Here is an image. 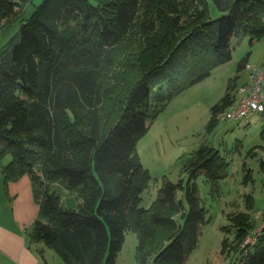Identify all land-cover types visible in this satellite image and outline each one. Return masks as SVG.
Listing matches in <instances>:
<instances>
[{"label":"trees","instance_id":"16d2710c","mask_svg":"<svg viewBox=\"0 0 264 264\" xmlns=\"http://www.w3.org/2000/svg\"><path fill=\"white\" fill-rule=\"evenodd\" d=\"M31 1L0 0V29ZM209 1L220 16L210 18ZM244 38H264V0H44L0 50V169L4 185L30 178L39 206L30 240L64 264H115L133 232L138 264H186L208 223L195 179L216 183L225 162L200 148L185 186L164 180L144 208L150 175L136 146ZM229 220L235 241L252 233L248 215ZM235 250L239 264H264V227Z\"/></svg>","mask_w":264,"mask_h":264},{"label":"rangeland","instance_id":"374dc122","mask_svg":"<svg viewBox=\"0 0 264 264\" xmlns=\"http://www.w3.org/2000/svg\"><path fill=\"white\" fill-rule=\"evenodd\" d=\"M43 1L32 0L3 21L0 50ZM208 7L210 18L221 15L210 1ZM120 52L123 54L125 50L121 48ZM247 55V64L262 71L264 84V38L252 46L249 38L233 42L231 59L215 67L209 77L171 99L136 146L137 158L150 175L139 200V206L144 208L151 205L164 180L181 181L185 186L188 178L184 166L200 148L217 152L225 162L222 178L216 183L212 184L202 175L195 179L208 223L202 227L198 245L186 264H239V253L235 249H241L249 235L241 243L235 241V229L229 218L248 215L252 226L246 234L264 222V173L261 170L264 114L254 113L240 120L224 121L217 115L228 107L221 108L215 117L212 113L213 107L221 105L227 95L232 100L240 97L239 88L249 80V71L239 70L238 64ZM215 119L214 127L211 124ZM9 159L7 156L1 163ZM177 196L187 208L183 191H178ZM224 241L227 246L223 249ZM136 244V234L127 232L115 264H138ZM41 249L45 264H64L51 248L43 245Z\"/></svg>","mask_w":264,"mask_h":264},{"label":"crops","instance_id":"0c3cea01","mask_svg":"<svg viewBox=\"0 0 264 264\" xmlns=\"http://www.w3.org/2000/svg\"><path fill=\"white\" fill-rule=\"evenodd\" d=\"M38 209L30 178L23 175L4 185L0 169V264L45 262L41 255L43 244L33 243L29 237Z\"/></svg>","mask_w":264,"mask_h":264},{"label":"built area","instance_id":"2783aa9c","mask_svg":"<svg viewBox=\"0 0 264 264\" xmlns=\"http://www.w3.org/2000/svg\"><path fill=\"white\" fill-rule=\"evenodd\" d=\"M245 69L249 71V80L239 88L240 97L232 106L217 115L218 119L231 121L247 118L254 113L264 114L263 73L247 63ZM263 227L264 222L247 236L242 247L252 245Z\"/></svg>","mask_w":264,"mask_h":264}]
</instances>
